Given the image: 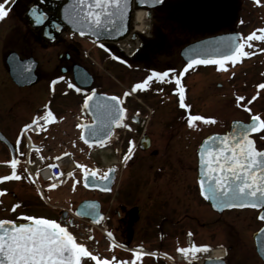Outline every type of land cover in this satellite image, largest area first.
Listing matches in <instances>:
<instances>
[{
  "label": "flooded vegetation",
  "instance_id": "obj_1",
  "mask_svg": "<svg viewBox=\"0 0 264 264\" xmlns=\"http://www.w3.org/2000/svg\"><path fill=\"white\" fill-rule=\"evenodd\" d=\"M65 1L15 0V3L12 4L10 0L8 5L10 12L4 24L6 26L8 21L10 22L9 18H12V23L5 28V35L12 28L18 31L21 26L17 25V22L20 23L21 20L20 24H25L24 33L29 42L41 41L45 45L58 43L65 48L63 52L55 53L57 61L54 66L59 68L63 75L70 78L68 85L69 83L75 84L73 65L78 64L86 70L91 76V82L88 87H80L75 84L76 87L82 89L80 93L95 90L98 93L120 97L121 107L125 109V112L128 111V114L126 112L124 115V124L128 126H119L133 134L128 138L125 147L128 149L129 141L133 142L134 147L129 154L132 157L126 163L123 160L120 165L118 158L111 162L115 168V175L109 191L87 190L91 195L79 200L74 196H63L60 205L55 207L54 220L66 225L76 237L77 243H83L98 259L111 261L114 257L117 264H264V259L256 252L252 237L253 233L264 223L259 218L261 209L235 207L216 211L202 197L197 181L196 151L199 142L210 133L225 132L229 128L231 120L227 127L208 131L200 138L192 131L200 121H195V126L192 128L187 123L189 114L205 115L197 102L199 100L210 101L214 98V86L221 87V82L214 84V73L225 75V82L229 86L227 87L228 91H225L226 95H224L226 99L231 100L233 97L229 93L231 91L229 88L235 84L236 80L240 83L236 94L245 98L244 80L235 78L234 74H231L232 69L243 65L244 59L238 60L235 64L226 61L224 66L211 63L194 64L184 70L188 63L180 55L181 49L193 40L226 31L215 32L214 22L211 18H221V16L227 18L225 8L229 4L224 3L221 11L219 10L221 0H163L155 7L143 6L141 8L144 20L140 29H138L139 24L134 15L137 8L132 6L127 14L126 33L123 39L99 41L91 46L95 47L98 59L93 72L80 62L82 56L85 60L87 59L88 51H85L83 45H72L63 36L66 32L70 33L67 25L59 20L62 18L61 5ZM224 1L231 2V0ZM234 2L237 4H234L233 8L238 11L235 18H246L247 11L244 4L246 0ZM33 6L46 14V19L43 20L40 27L36 28L30 26L25 20V18H33L32 15L27 16L28 9ZM205 23L208 28L206 35L191 38L184 43L181 42L179 46L172 45L173 40L193 33L195 26ZM43 27H47V31L43 32L47 36L51 35L52 39L43 35ZM19 30L21 31V29ZM228 31H232V29ZM247 36V34L242 35V38ZM86 39L93 42L89 37ZM21 40L25 46L27 42L25 36L20 37L18 42ZM4 43L5 37L3 45ZM3 52L1 49L6 77L4 76L0 82L6 81L8 78L10 83L16 85L8 74L6 64V56L10 52H15L19 59L32 57L36 61L34 69L36 80L33 83L38 80V60L31 54L27 53L23 56L17 49H8L5 55ZM169 69H172L173 72H169V76L164 80L161 81L153 77L143 90H132L134 84L144 81L153 71L164 72ZM182 70H184V74L180 76ZM136 72L138 73L137 77ZM261 72L263 73V70L259 71L260 74ZM173 75L180 78L184 89V103L190 106L188 108L180 107V96L175 91L177 86L175 80L172 79ZM103 76L110 80L114 91L103 90L101 85L105 84L100 81ZM53 81L57 80L53 79ZM73 90L76 91L75 88ZM7 92L0 94L1 101L8 103L7 99L10 98L11 104L15 103V100L12 101L14 95ZM125 93L128 94L125 95ZM244 100L240 101L239 105L237 103L243 111L246 110L242 106ZM11 104L8 105L9 109L12 107ZM256 114L264 119L262 112L257 111ZM153 119L161 121L166 119L163 121L164 127L162 136L159 135L160 138L150 131L149 126ZM85 121L87 119L82 123ZM157 124L160 123L157 122ZM182 125L184 129H180ZM8 128L10 134L13 135L12 138L7 136L5 128H2L1 125L0 132L18 150L23 146V141L16 133L17 129L13 132L12 125L9 123ZM254 135L260 138L257 142L254 138L256 147L264 148V130H260ZM52 137L54 139L55 135L52 134L49 138ZM146 140L149 141V146L142 148ZM63 142L64 140L59 142L60 149L65 147L62 145ZM0 143L7 150V147L2 142ZM73 145H75L74 141L71 142V146ZM137 150L145 153L140 159L135 158ZM121 152L122 149L119 150L118 157ZM114 153L117 156V149ZM109 166L106 165L103 169H94L97 170V175H102ZM152 169L153 173L157 171L159 174L147 172ZM8 172L9 169L5 167L0 170V176ZM16 172L20 179L0 182V186L13 184L11 187L0 188L1 190L6 189L0 197V219L6 218V214L12 213L15 210L12 206L20 202L21 197L14 191L16 187L25 185L27 188L35 190V181L27 172L24 173L23 169H19V163ZM6 195L9 196V200L5 199L8 201L3 200ZM84 199L97 202L96 215L98 214L99 217L97 223L104 225L106 233H112L110 238L97 234L98 232L88 219L75 215L78 203ZM105 203L109 205L104 207ZM102 244L107 249V254L100 252ZM191 244L208 245V251L197 253V258H185L184 254L177 251L178 247H187ZM213 250L219 251V253H211ZM137 251L143 252L144 255L133 261V254ZM82 264H96V261L83 258Z\"/></svg>",
  "mask_w": 264,
  "mask_h": 264
},
{
  "label": "snow or ice",
  "instance_id": "obj_2",
  "mask_svg": "<svg viewBox=\"0 0 264 264\" xmlns=\"http://www.w3.org/2000/svg\"><path fill=\"white\" fill-rule=\"evenodd\" d=\"M139 2L145 4L149 0H139ZM152 2L159 3V0H152ZM255 2L260 4L261 0H255ZM9 3L10 0H0V20L9 14ZM11 3L14 4L15 0H11ZM128 7L129 0H73L65 8V19L74 25L81 24L89 27L93 31L106 26L116 30L120 27L119 20L126 15ZM29 14L33 16L36 23H42L46 19V14L35 6L29 9ZM83 34L81 32V35ZM252 40L264 41V28L254 30L246 38L240 37L238 33L235 34L234 38L219 44L214 55L205 59L197 57L190 60L184 70L194 64L211 63L224 66L226 61L235 64L241 58L253 55L252 52L245 50L246 43L249 48L253 47L248 43ZM184 70L180 72V76L184 74ZM169 72H173V70L153 71L144 81L134 84L132 90H143L153 77L162 81L169 76ZM57 79H63V77ZM172 79L176 82L175 91L180 96V107H190L184 103V89L179 76L173 75ZM69 87L75 88L77 92L82 91L72 83H69ZM257 88L264 89V83L258 84ZM127 94L125 93V95ZM244 99L243 96H238V105ZM255 99L256 96H253L252 100ZM120 104L121 100L118 96L109 97L101 94L100 97H97L95 90L92 94L86 93L84 106L94 109L93 120L91 125H77L78 128H87V131L81 132L80 138L85 140V143H88L90 147L92 144L103 147L112 135V125L127 127L128 125L124 124L125 109ZM242 106L251 112L248 104ZM44 107L47 109L48 105ZM50 117L52 120L56 119L53 113L48 110L44 117L33 118L31 124H25L24 129L37 125V121L40 119H43L47 124ZM195 121L210 123L214 122V119L189 114L188 126H195ZM37 130H39V126H37ZM260 130H264V119L260 115L254 114L247 123L236 121L231 133L223 137L210 136L200 145V164L202 166L199 181L200 192L205 198L213 201V207L250 206L261 209L259 218L264 220V149H258L250 135ZM86 137L87 139H85ZM17 142L19 143V140ZM133 147V142L129 141L128 153L123 157L125 163L130 159L129 154L133 151ZM65 155L68 154L65 153ZM0 163H6L12 168L10 175L0 176V181L20 179L16 172L18 160L15 157ZM79 168L83 173L86 187H97L100 182L106 183L109 174L115 170L109 168L102 175H97V170L94 168L89 169L82 164L79 165ZM67 175L72 176L73 173L68 172ZM49 187L52 188L55 185H49ZM5 191L6 189L0 190V195H3ZM16 207L17 205L14 204L13 210ZM78 214L80 213L78 212ZM87 214L92 215L93 213L88 212ZM21 217L25 222H20V218L16 221L0 219V264H82L83 258H90L96 261V264H117L114 257L111 261L98 259L83 243H77L76 237L66 225L58 223L54 219L25 214H21ZM107 235L111 237L112 233L109 232ZM208 247V245L191 244L187 247H178L177 251L184 254L185 258H197V253L207 252ZM143 255V252H134L133 261Z\"/></svg>",
  "mask_w": 264,
  "mask_h": 264
},
{
  "label": "rangeland",
  "instance_id": "obj_3",
  "mask_svg": "<svg viewBox=\"0 0 264 264\" xmlns=\"http://www.w3.org/2000/svg\"><path fill=\"white\" fill-rule=\"evenodd\" d=\"M221 1L219 5V10L221 11L223 10V5H225L224 3H226V5L229 4L225 8L227 18L222 16L221 18H211L214 22L213 29L215 32L232 29V31L240 32L242 35H249L254 30L264 28V0H261L260 4H256L253 0H246V2L243 0L246 5V18H235L238 11L233 8V5L237 4L234 2L236 0H231L230 3L227 1L222 3ZM8 20H10V22L8 21L6 26L4 24L6 18L0 20V80H2L4 76L6 77L3 68L1 49H3L4 55L8 49H17L23 56L27 53L31 54L38 60L37 70L39 72V78L35 83L22 87L10 83L8 78L6 81L4 80L0 82V94H6L5 92L8 91L7 93L14 95L12 101L15 100V103L11 104L10 98L7 99L8 103L2 102L0 98V125L2 128H5L7 136L12 138L13 135L10 134V129L8 128V123L11 124L12 131L15 132L17 129L16 133L20 137L21 127L29 121L31 115L41 109H45L44 106L48 105L47 109L53 113L56 119L52 120L46 130L37 134L30 133L29 138L35 145L44 143L46 153L42 155L45 156L48 154L46 158H55V155L69 153L76 167L74 166L75 169L72 171V176L68 175L66 180L61 184H56L55 187L46 189L44 194L39 193L36 189L33 190L32 188H27L25 185H19L16 187L14 191L21 197V199H19L20 202L16 204L17 207L15 210L12 213L6 214L5 217L12 220H17L18 218L23 220L21 214H25L54 219L55 207L60 205L63 196L70 195L79 200L82 197L91 195L90 192L80 186L79 181L81 169L79 168V165L82 164L91 168L103 169L106 165H112L111 162L117 160V158L121 165L124 155L128 152V149L125 147L128 143V138L133 136V134L126 128H121V126L118 125L119 127H116L114 137L106 142L103 147L99 145H93L91 147L84 145L79 139V130L76 127L74 128V125L78 120L83 121L86 119L82 109L83 96L85 93H80L74 91L73 88H70L68 85V79L70 78H67V75H63L59 68L54 66L57 61L55 59V53L59 51L63 52L65 48L58 43L45 45L42 44L41 41L35 43L32 41L29 42L24 33L25 24H20L21 20L20 23L17 22V25L21 26L18 28L19 32L12 28L10 29V32H7L5 35V28L12 23V18H9ZM196 20H199V18H196ZM19 29H21V31ZM193 31L194 32L191 34L184 35L181 39L176 38L172 41V45L179 46L181 42L184 43L191 38H198L202 35H206V33H208L207 24L205 23L204 25L195 26ZM23 36H25V41H27L25 46L22 40L18 42L20 37ZM63 36L65 40L69 41L72 45H83L86 49L85 51H88L89 56L86 60L82 56V61L80 62L94 72L98 59L95 47H91L93 42L89 39L75 36L71 32H66ZM4 37L5 43L3 45ZM248 43L252 44L253 47L249 48L246 43L245 50L252 52L253 55L241 58L244 59L243 65L236 66V68L232 69L231 74H234L235 78H242L244 80V84L246 85V101L244 100L242 105L248 104V108L251 109V112L247 110L243 111L237 105L238 94L236 93H238L237 90L240 86L239 81H234L235 84L229 88V91L231 90L229 93L233 96L231 97V100L226 99L224 95H226L225 91H228L227 87L229 86L225 82V75L221 76L214 73V84L216 82H221V87L218 88L217 86H214V98L210 101L203 102L199 100L197 102L201 111L205 114L204 117H212L214 122L205 123L200 121L192 130L193 134L198 135V138L208 131L223 128L225 126L227 127L228 122L232 119L241 118L245 120L251 114H256L257 111L262 112L264 115V89L257 88L258 84L264 83V51H261V49H264V41L252 40ZM262 70L263 73L261 72L260 74L259 71ZM137 76L138 73L136 72V77ZM58 77H63V79H57ZM52 78L57 81L53 83ZM100 81L105 84L101 85L103 90L108 92L114 91L110 80L105 76H103ZM253 96H256L255 100H252ZM249 101H251V103H248ZM10 104L12 107L9 109L8 105ZM126 112L125 113L128 114V111ZM163 121H166V119ZM163 121L153 119L152 124L149 126L150 131H153L152 134H155L157 138L162 136V128L164 127ZM157 122L160 124H157ZM175 127L177 128L178 126ZM180 129H184L183 125ZM52 134L55 135L54 139L53 137L49 138ZM254 138L256 142L260 139L259 136L256 135H254ZM60 139L64 140L62 145H65V147L63 149L59 148ZM72 141L75 142V145L73 146H71ZM115 149H117V156L114 153ZM120 149H122V152L118 157ZM23 155L24 147H20L17 152V160L19 163V169H23V172L25 173L27 171L22 167ZM144 155L145 153H141L137 150L135 158L140 159V157H143ZM131 157L132 156H130V158ZM8 158L6 148L0 143V162L8 161ZM0 164L4 165V163ZM153 167L155 168L154 165ZM0 170H2V168H0ZM147 172L153 173V169L147 170ZM153 174H159V172L154 171ZM73 182H75V187H73ZM5 186L11 187L13 184L2 185L1 188H5ZM7 198L9 200V196L6 195L3 197V200ZM108 205L109 204L105 203L104 207ZM97 234L101 235L100 231H98ZM101 246L102 249L100 252L107 254V249L104 248L105 246L103 244Z\"/></svg>",
  "mask_w": 264,
  "mask_h": 264
},
{
  "label": "water",
  "instance_id": "obj_4",
  "mask_svg": "<svg viewBox=\"0 0 264 264\" xmlns=\"http://www.w3.org/2000/svg\"><path fill=\"white\" fill-rule=\"evenodd\" d=\"M162 1L163 0H159V3H154V2H152V0H149L148 3L141 4L139 2V0H133V2H132V0H129V7L127 10V13L123 17V19L119 20L120 27L117 28L116 30H113V28L110 26H106V27L99 29L97 31H93L91 28L86 27L84 25H81V24H75L74 25L73 23H70L67 19H65V8H66V6L70 5L73 2V0H66L61 5L60 14H61L62 18H59V20L62 21L65 25H67L69 30L71 32L77 34L79 37H89V38H92L94 41H109V40L117 41V40L124 38V36H125L127 14H128V12L132 6H135L137 8H140L143 6L155 7V6L159 5ZM31 8L32 7H30L29 9H31ZM29 9L27 11V16L30 15ZM25 20L28 21L30 26L35 27V28L40 27V25L42 24V23H36L33 18H25ZM43 31L46 32L47 27H43L42 33L45 37H49L50 39H52L51 35L47 36V34H45ZM81 32H83L84 34L81 35ZM237 33L240 34L237 31H224V32H219V33H215V34H212L209 36L198 38V39L193 40L192 42L186 44L181 49L180 55L186 61V63H189L190 60H194L197 57H199L200 59L208 58L209 56H212L215 54V50L219 44H221L222 42L228 41L230 38H234L235 34H237ZM240 37H241V34H240ZM6 64H7L8 74H9L11 80L17 86H20V87L27 86V85L32 84L36 80V74L34 73L36 61L32 57L19 59L18 55L15 52H10L6 56ZM72 71H73V80H74L76 85H78L80 87H88L90 85L91 76L86 72V70L82 66L75 64L72 67ZM92 93L93 92H91L89 94H92ZM101 94L102 93L95 92V95L97 97H100ZM104 95L109 96V97L111 96V95H106V94H104ZM84 110H85V113L90 120L88 122H85L83 125H91L92 120H93L94 109L92 107H85L84 106ZM250 118H251V116H250ZM250 118L247 121L234 119L230 122V126H229V129L227 131L222 132V133H217V132L210 133L207 136H205L199 142L198 147H197V151H196L197 181H198L199 189H200L199 181L201 178V169H202V166L200 164V145L202 143H204L206 138H208L210 136L223 137L226 134L231 133L233 127L235 126L236 121H241L243 123H247L250 120ZM115 126L116 125H112V127H111L112 133H113V129ZM82 131H87V128H83V129L81 128V132ZM81 132H80V136H81ZM252 134H254V133L250 134L251 137H252ZM111 137H112V135L109 137L108 140H110ZM85 139H87V137ZM252 139H253V137H252ZM81 140L85 143V140H83V139H81ZM0 141L2 143H4L6 145V147L8 148L10 158L12 159L13 157H15L14 156V146L9 142V140L1 132H0ZM85 144H88V143H85ZM94 145H97V144H94ZM148 146H149V141L146 140L145 144L142 145V148H146ZM262 149H264V148H262ZM109 168H114V167L111 166ZM109 168H107V170ZM107 170L105 172H107ZM11 171H12V169H11ZM10 173L7 175H10ZM114 175H115V170L109 174V179L107 180L106 183L100 182L99 186H97V187H91V186L86 187L84 179H83V173H82L81 183L88 190L95 189V190L105 192V191L110 190V186L113 182ZM202 197L206 200V202L210 205V207L216 211H221L223 209H229L226 207H213V201L211 199H207L203 195H202ZM245 207L253 208L250 206H245ZM231 208H235V207H231ZM236 208H242V207H236ZM254 209H257V208H254ZM96 211H97V202L95 200H82L80 203H78V205L75 209V214L78 217L88 218V219H90V221L94 222L99 218L96 215ZM78 212L80 214H78ZM88 212H92L93 214L88 215L87 214ZM20 222H25V221H20ZM252 237H253L254 244L256 247V252L258 253V255L260 257H262L264 259V223L257 231H255L253 233Z\"/></svg>",
  "mask_w": 264,
  "mask_h": 264
},
{
  "label": "built area",
  "instance_id": "obj_5",
  "mask_svg": "<svg viewBox=\"0 0 264 264\" xmlns=\"http://www.w3.org/2000/svg\"><path fill=\"white\" fill-rule=\"evenodd\" d=\"M41 121H43V119L38 120L37 125H32V130H36L37 126H40ZM39 173L44 179L50 178L52 180H58L62 177L61 171L58 166H52L50 168L41 169L39 170Z\"/></svg>",
  "mask_w": 264,
  "mask_h": 264
},
{
  "label": "bare ground",
  "instance_id": "obj_6",
  "mask_svg": "<svg viewBox=\"0 0 264 264\" xmlns=\"http://www.w3.org/2000/svg\"><path fill=\"white\" fill-rule=\"evenodd\" d=\"M134 15H135V19L137 20V22L139 24L138 29H140L141 25L143 23V20H144L143 10L142 9H136V11L134 12ZM124 48H127V47L124 46ZM66 162H68V161L66 160ZM69 167H70V163H69ZM211 253L216 254V253H219V251L217 252L216 250H213Z\"/></svg>",
  "mask_w": 264,
  "mask_h": 264
}]
</instances>
